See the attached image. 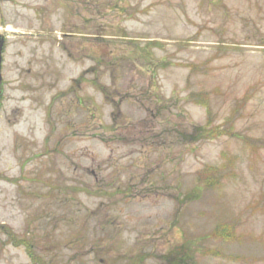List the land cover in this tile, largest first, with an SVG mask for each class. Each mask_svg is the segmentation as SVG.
I'll return each mask as SVG.
<instances>
[{
  "label": "rangeland",
  "instance_id": "1",
  "mask_svg": "<svg viewBox=\"0 0 264 264\" xmlns=\"http://www.w3.org/2000/svg\"><path fill=\"white\" fill-rule=\"evenodd\" d=\"M0 22V264H264V0Z\"/></svg>",
  "mask_w": 264,
  "mask_h": 264
},
{
  "label": "flooded vegetation",
  "instance_id": "2",
  "mask_svg": "<svg viewBox=\"0 0 264 264\" xmlns=\"http://www.w3.org/2000/svg\"><path fill=\"white\" fill-rule=\"evenodd\" d=\"M22 34V33H20ZM15 35H17V31L11 30L6 23H1L0 22V73L2 70V66H3V55L5 52V47H6V42L14 37ZM3 81H2V76L0 74V105H1V101H2V85H3Z\"/></svg>",
  "mask_w": 264,
  "mask_h": 264
},
{
  "label": "trees",
  "instance_id": "3",
  "mask_svg": "<svg viewBox=\"0 0 264 264\" xmlns=\"http://www.w3.org/2000/svg\"><path fill=\"white\" fill-rule=\"evenodd\" d=\"M214 171H215V168L214 167H209L207 169V171H205V172L206 173H213ZM223 229H224V226H220L219 228H217L216 229V235L222 237L223 236ZM229 238H230V235H229Z\"/></svg>",
  "mask_w": 264,
  "mask_h": 264
}]
</instances>
